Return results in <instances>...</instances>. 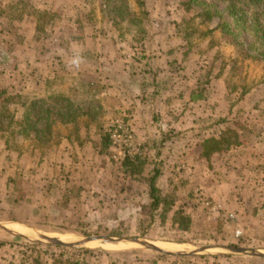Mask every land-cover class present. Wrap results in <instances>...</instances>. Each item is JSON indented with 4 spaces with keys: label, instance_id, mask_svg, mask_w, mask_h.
Wrapping results in <instances>:
<instances>
[{
    "label": "rangeland",
    "instance_id": "rangeland-1",
    "mask_svg": "<svg viewBox=\"0 0 264 264\" xmlns=\"http://www.w3.org/2000/svg\"><path fill=\"white\" fill-rule=\"evenodd\" d=\"M181 1L145 0V5L140 6L138 0H114L111 4H106V0H10L14 7L19 6L18 13L23 12L40 18H47L51 14L60 24L51 28L45 25L46 29L41 28L40 31L41 37L52 36L57 39L58 44L55 47L41 44L19 47L23 35L15 36V47H4L10 57V66L7 69L12 72L16 82L12 87H7L10 96L17 100L18 96L22 97V90L31 95L35 90L31 83L34 75L32 64L25 62L24 67L20 64L26 59L31 61L30 56L33 54L36 55L34 60L44 61L43 65L46 67L55 57L58 65H61V55L64 52H60L62 49L59 47H67L71 49L72 64L74 66L75 62L77 68L80 58H85L79 54L83 47H115V56L111 52V61L117 56L125 60L121 55H126L129 47L133 49V58L137 57L139 60L150 57L144 55L146 50L141 47H150L151 50L152 47H183L177 55L179 58L183 57L186 64L175 69V72L179 73V80L191 78L193 70L196 79V72L200 71V88L208 90L211 84L214 96L210 103L214 104L217 110L234 106L231 122L249 128L250 130L242 131L246 137L249 138L261 130L264 135L261 125L264 123V61L256 59L258 51L249 47L253 42L252 35L247 32L238 35V40L244 45L241 48L233 45L231 39L224 38L221 32H210L216 26L215 20L200 25L201 21L197 19L198 24L195 25L200 32H196L189 39L191 42H188L176 33V22L181 21L183 17L182 7L179 6ZM203 1L211 5L213 10L216 8L224 12L227 7V3L220 0ZM144 13L148 20H142ZM225 19L233 24L228 13L225 14ZM6 25L12 26L10 22H6ZM28 25L29 23H26L23 29L26 35L29 31ZM138 32L141 34L138 35ZM145 34L147 40L144 43L139 42L138 39ZM2 49L0 47V50ZM93 57L100 61L106 56L102 50H98ZM128 57L126 56L127 59ZM80 74L81 71H78L73 82L76 88H71V92L74 96L73 104L83 111L92 105L97 107L101 93L95 88V76L93 77L92 73L86 75L88 82L83 79L85 77L81 78ZM39 76L42 78L40 72ZM228 86L236 91L225 98ZM244 86L249 87V92H252L246 97L239 89ZM80 91L82 99L78 97ZM2 101L0 100L1 104ZM27 102L29 103L30 99H27ZM13 104L9 106V110L14 107ZM202 105H208V102L203 101ZM21 109L19 117L21 124H24V106ZM53 117L62 120L58 115ZM120 119L117 117L110 124L113 126L115 121ZM44 124L41 123L40 128H43ZM112 126L104 131L106 140H102L99 130L95 135L90 133V142L95 143V149L75 154L70 159L64 156V145L60 148L63 132L51 136L48 133L33 132L29 137L21 130L19 135L16 133L11 137L7 133L9 146L3 150L5 153H0V221L21 222L67 242L89 236L111 235L143 237L160 242L168 248L183 250L210 245L264 249V224L260 217L257 218L258 212L264 209V189L249 192L246 187L241 191L240 203H237L231 214L219 212L215 216V211L208 209L200 200L208 198L201 192L196 196L190 188L188 178L178 176V182L167 178L166 168L160 162L144 164L143 169L134 175L126 172L123 166L126 161L133 157L142 159L138 154H134L126 156L121 162H115L109 148L107 150L104 145L110 140ZM70 135L76 137L80 133L71 131ZM52 160L56 163L52 164ZM64 167H67L69 172H66ZM156 169L161 172L156 184L172 211L167 214V218L156 216L152 220L147 217L146 206L151 202L147 198L149 181L154 177ZM66 181H70L68 185H73L75 191L72 196L74 200L70 201L68 206L61 204L65 199L63 194L59 196L52 193L53 190L58 193L62 191ZM15 182L17 187L21 188L18 202L15 201ZM262 183L264 186V178ZM86 193H89V196H86ZM176 209L191 218V231L184 233L173 224L172 216ZM108 219L110 220L107 221ZM101 223L104 227L97 226ZM112 230H118L123 235L112 234ZM80 232H87L88 235H81ZM0 241L8 243L0 246V264H38L37 260L41 264H52L53 260H56V264H73L86 260L81 251L84 249L111 253L110 257L101 256L99 262L89 260V264H254L253 260L245 257L237 262L216 261L213 258L219 257L210 256L170 257L131 244L93 245L77 249L48 248L51 246L22 240L1 230ZM122 253L123 255H119Z\"/></svg>",
    "mask_w": 264,
    "mask_h": 264
},
{
    "label": "crops",
    "instance_id": "crops-1",
    "mask_svg": "<svg viewBox=\"0 0 264 264\" xmlns=\"http://www.w3.org/2000/svg\"><path fill=\"white\" fill-rule=\"evenodd\" d=\"M48 4H50L49 1ZM14 6L10 0H0V47L3 48L0 50V100L11 97L7 87L16 84L12 72L7 69L10 66V57H8V50L4 49V47H15V36L23 35L19 47L29 45L33 47L40 44L55 47L58 44L52 36L41 37L40 32L41 28L46 29L45 25L49 28L60 25L55 17L50 14L47 18H40L23 12L18 13L19 6ZM16 12L17 15H15ZM44 18L46 20L43 21ZM6 22H10L12 26L7 27ZM26 23H29L27 35L23 33ZM45 39L49 41H44ZM59 48L62 49L60 52H64L61 55V65H58L55 56L48 67L43 65L44 61H35L34 54L30 56L31 61L27 59L21 61L22 67L25 62L32 64L34 75L31 83L35 89L32 95L24 90L21 95L48 102L47 105L52 110L50 115L55 121L49 126L48 133L50 136L58 132L64 133L61 136L60 148L64 145L66 158L70 159L75 154L94 150L95 143L90 142V133L95 135L99 130L102 133V140H106L104 131L112 126L114 119L129 117L135 135V146L139 148L138 152H133L131 155L138 154L144 164L156 162L164 164L165 174L171 180L175 179L178 182V176L188 178L190 188L194 190L196 196L201 192L212 201L215 216L219 212L231 214L236 209L237 203H240L241 191L246 187L249 192L264 189L262 183L264 141L259 143L254 136H251L252 138L249 136L245 138V142L233 145L230 149L211 152L206 147V141L218 136L224 129L225 124L218 125L220 120L229 116V126H232V113L230 108L222 107L217 110L214 104L210 103L214 96L211 92V84L208 90L200 88L202 84L200 71L196 72V79L192 69L191 78L185 79L186 81L179 80V73L175 72V69L179 65L186 64L183 57L179 58L177 55L183 47H152V50L150 47H141L146 50L144 55L150 56L143 57L141 60L137 57L133 58V49L129 47L126 55H121L125 60L117 56L114 61L110 60V56L111 52L115 56V47L101 49L83 47L79 54L84 55L85 58H80V62L78 61L80 65L77 68L75 62V67L72 64L71 49ZM98 50L104 52L106 56L104 60L98 61L93 57ZM126 56H129V59ZM42 70L44 71L41 72ZM78 71H81V78L85 77L83 79L86 82H88L87 74L92 73L93 77L95 76V88L101 93V100L98 101L97 107L92 105L83 111L81 109V113L76 112V119L67 121V116L71 118L70 110L61 107V102L65 106L72 105L74 96L71 88H76L73 82ZM225 93L227 98L228 92ZM78 97L83 98L81 91ZM10 101L16 100L11 98ZM203 101L208 102V105H202ZM20 110H22L21 107H19ZM54 115H58L62 120L55 119ZM117 121L119 120L115 123ZM261 125L264 128V124ZM71 131H77L80 135L71 136ZM6 140L5 134H2L0 153H5L3 150L6 149ZM131 160L142 161L137 157ZM51 163L56 162L52 160ZM64 169L68 172L67 167ZM53 191V194L59 196L64 193L63 189L59 193ZM86 196H89V193H86ZM147 198H149V192ZM258 214L257 218L260 217L264 224V209ZM223 257L228 256L219 258ZM242 258L239 261L243 260ZM245 258L250 261L255 259L258 260V264H264V259Z\"/></svg>",
    "mask_w": 264,
    "mask_h": 264
},
{
    "label": "trees",
    "instance_id": "trees-1",
    "mask_svg": "<svg viewBox=\"0 0 264 264\" xmlns=\"http://www.w3.org/2000/svg\"><path fill=\"white\" fill-rule=\"evenodd\" d=\"M224 3H227V7L224 12L218 11L216 8L213 10V7L206 3L203 0H182L180 7H182V19L181 21L176 22V33L181 38L183 36L184 40L191 42L189 39L194 36L197 31V26L195 24H198L196 20L200 19L201 22H199L200 25H204L206 23L211 22L212 20H215L216 26L210 30V32L219 31L222 33L223 37L226 39H231L232 44L238 47L243 48L244 45L242 42L238 40V35L242 34L243 32H247L252 35L253 42L250 43L249 47L250 49L258 51L256 59H260L264 61V0H220ZM114 0H106V4H111ZM138 3L140 6L145 5V0H138ZM195 11V13H192ZM228 13V16L232 18L233 24H230L225 19V14ZM133 15V14H132ZM147 19L146 14H142V20ZM45 18L43 19V21ZM140 32H142L140 30ZM139 33V32H138ZM139 33L138 35H140ZM143 35V34H142ZM206 35V33H205ZM146 34L142 36V38L138 39L139 42H145ZM57 40V39H55ZM57 42V41H56ZM248 56V55H247ZM236 88V87H235ZM228 95L232 94L236 91V89H230L229 86L226 87ZM238 89V88H237ZM242 90V93L244 94V97H246L247 94H251L249 87H241L239 88ZM12 97H7L3 99L2 104L0 105V136L2 134H5L7 136L11 137V135H15L20 130L24 131L26 136H30L31 133H42L47 134L49 132V126L54 123L55 121L52 119V115H50L51 111L50 106L47 105V101H42L38 99H30L29 97L22 96L16 101H10ZM26 99V100H25ZM27 99H30V102H27ZM228 100H230L228 98ZM242 101V99H239ZM15 103V104H13ZM72 103V101H71ZM12 107L9 110V106L12 105ZM61 107H66L70 110V116L71 118L67 116V121H71L76 119L77 113H81V109L77 108L73 103L71 106L64 105L63 102H61ZM24 106V119H25V125L21 124L20 122V111L19 107ZM234 106L230 105L229 108L231 110L234 109ZM262 117V116H261ZM228 117L220 120L218 125L225 124L224 129H222L218 136L212 137L211 139L206 141V147L211 152L220 151L222 149H230L233 145H239L242 142H245L246 135L242 133L244 129H249L245 127L242 124H235L237 127H235L233 124L232 126H229L230 122L228 121ZM264 119V117H263ZM66 120V119H65ZM45 123L43 128H40L41 123ZM264 122V121H263ZM228 124V125H226ZM264 124V123H263ZM250 130V129H249ZM258 131L256 134H253L257 142H263L264 141V135H262V132ZM8 133V134H7ZM49 135V133H48ZM250 138H252L250 136ZM105 143V147L109 148L110 155H112L111 151V142ZM9 146L8 137L6 140V147ZM106 150V149H105ZM45 154V153H44ZM143 161H132L129 159L126 161L123 166L126 168V172H129V174L134 175L139 173L143 169ZM142 168V169H141ZM69 172V169H68ZM160 171L156 169L154 177H152L149 181V199L150 204L146 206L147 211V217L150 219L156 218V216H159L160 218H167V214H169L172 211V207L170 208L169 203L165 202L162 195L161 190L156 184V180L158 176L160 175ZM70 181H66L65 185L63 186L64 190V197L65 199L63 202H61L62 205L68 206V203L70 201L74 200L72 197L75 195V191L73 190V185H68ZM16 187V197L15 201L18 202L20 196L19 190L21 189L20 186L17 187V183L15 182ZM65 187V188H64ZM86 215V214H85ZM87 216V215H86ZM108 219L107 221H109ZM173 224L178 227V229L184 233L191 231V225L192 220L188 215H185L182 213V211L177 210L172 216ZM98 224L99 227H104V225ZM112 234L116 235H123L122 232L118 230H112ZM81 235H88L87 232H80ZM5 244H8L7 242L0 241V246ZM33 247H39L41 245H32ZM63 248L60 246H51L48 248ZM64 249V248H63ZM72 251H76L75 249H71ZM78 251V250H77ZM82 253L86 256V260H83L82 262L76 261L73 264H89V260H96L100 261V257L103 255H106L110 257L109 252L102 251V250H95V249H84L81 250ZM119 255H123L119 254ZM185 259V258H183ZM214 260H224L226 261H239L241 258H231V257H223V258H213ZM233 259V260H232ZM71 260V259H70ZM258 260H253L252 263L258 264ZM38 264H41L39 260H37ZM52 264H56V260L52 261ZM68 264V263H67ZM114 264V263H112Z\"/></svg>",
    "mask_w": 264,
    "mask_h": 264
},
{
    "label": "water",
    "instance_id": "water-1",
    "mask_svg": "<svg viewBox=\"0 0 264 264\" xmlns=\"http://www.w3.org/2000/svg\"><path fill=\"white\" fill-rule=\"evenodd\" d=\"M20 227L23 232L16 231L14 228ZM25 228L28 232H26ZM0 230L5 233L32 243L44 244L48 246H60L69 248H88L89 246H104L108 244H131L140 248L156 252L161 255L170 257H195V256H210V257H252L264 259V249L262 248H246L232 245H210L202 247H194L192 249H177L168 248L161 245L160 242L151 241L143 237L129 236L119 237L111 235H96L83 237L76 241H64L59 238L51 237L37 229L16 221H0Z\"/></svg>",
    "mask_w": 264,
    "mask_h": 264
},
{
    "label": "built area",
    "instance_id": "built-area-1",
    "mask_svg": "<svg viewBox=\"0 0 264 264\" xmlns=\"http://www.w3.org/2000/svg\"><path fill=\"white\" fill-rule=\"evenodd\" d=\"M112 158L115 162H121L126 156L138 152L135 146V135L129 117L117 121L110 130ZM201 202L211 211H215L213 203L205 198Z\"/></svg>",
    "mask_w": 264,
    "mask_h": 264
},
{
    "label": "bare ground",
    "instance_id": "bare-ground-1",
    "mask_svg": "<svg viewBox=\"0 0 264 264\" xmlns=\"http://www.w3.org/2000/svg\"><path fill=\"white\" fill-rule=\"evenodd\" d=\"M14 229H15L16 231L23 232V230H22L20 227H15Z\"/></svg>",
    "mask_w": 264,
    "mask_h": 264
}]
</instances>
